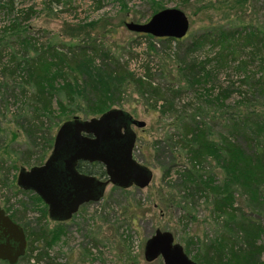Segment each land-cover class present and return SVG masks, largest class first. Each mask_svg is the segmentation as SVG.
I'll use <instances>...</instances> for the list:
<instances>
[{
    "label": "rangeland",
    "instance_id": "rangeland-1",
    "mask_svg": "<svg viewBox=\"0 0 264 264\" xmlns=\"http://www.w3.org/2000/svg\"><path fill=\"white\" fill-rule=\"evenodd\" d=\"M0 4L3 6L0 9V49H3V55L6 53L4 50L21 55L18 47L21 34L36 39L39 45L57 42L60 46L61 43L75 44L83 38V35L70 38L64 31L65 26L82 25L86 29H93L90 32L92 42L99 43L101 51L111 56L103 61L111 67L117 64L116 75H103L112 92L102 93L99 108H120L145 122L142 127L132 126L136 133L133 156L148 166L153 174L150 183L143 188H119L109 184L100 199L81 205L70 219H50L46 204L32 191L17 186L18 169L44 162L52 149L49 147V137L55 136L64 118H90L99 113L84 116V110H90V104L82 95L78 97L80 108L67 102L72 110L63 115L58 108L59 97L56 95L50 104L52 113L42 111L35 116L32 109L27 107L28 93L22 96L15 84L18 78L14 82V79L1 73L0 206L23 227L27 240L26 252L15 264H48L47 256L37 261L36 256L41 252H47L49 258L62 264H162L161 257L151 261L144 257L145 241L156 229L169 231L174 242L181 245L194 261L196 256L203 259L207 253L206 242L215 233L221 232L223 215L215 211L210 194L200 196L194 204L182 197L176 173L178 165L189 167L187 155L178 145L176 148L169 147L171 143L167 139L172 137V141H176V124L179 120L175 117L176 114L183 115L180 109L188 111L193 106L191 93L186 87L187 90L173 100L165 97L164 89L157 95L150 96L148 93L143 96L134 80L151 81L155 87L162 88H165L162 85L167 81L173 82L174 89L176 85H185L183 79L177 82L180 77L177 67L179 60L184 58L181 56L185 43L216 26L223 29L240 25L260 27L264 37V0H0ZM164 7L178 8L186 15L187 32L177 41L140 36L126 28L125 22H145L155 13L154 10ZM12 24H19L25 31L20 33L17 30L15 34L9 29ZM89 40L85 38L84 42ZM7 41L10 45L4 46ZM241 43L235 44V51L247 52L249 49ZM32 54L34 50H30ZM88 54L81 55L79 61L87 59L91 61V65L87 63L88 66L100 67L102 56L98 53L95 57ZM188 56L195 57V54ZM249 57L241 58L245 67L241 72L247 74L252 68L246 59ZM6 60L7 56L3 57V62ZM65 71L68 79L75 76L80 82L81 75L76 71ZM231 77L235 81L238 79L234 73ZM221 78L223 75L218 80ZM58 83H62L60 79ZM119 85L122 90L116 88ZM11 88H15L14 94ZM26 89L31 92L29 86ZM163 96L171 104L165 110L162 109L165 104ZM234 99L233 95L225 102L232 103ZM20 109H23L21 115ZM199 119L202 118L199 116ZM29 123L36 127L28 132L33 137L27 134L23 126L27 127ZM165 145L167 148H164ZM209 160V157L204 160L203 166H214L218 177L220 169L213 160L210 163ZM257 218L264 224V214ZM59 226L62 232L53 238L51 234ZM41 231L48 235V241H52L50 246H46L45 240L40 238ZM0 264L7 263L0 261Z\"/></svg>",
    "mask_w": 264,
    "mask_h": 264
},
{
    "label": "trees",
    "instance_id": "trees-1",
    "mask_svg": "<svg viewBox=\"0 0 264 264\" xmlns=\"http://www.w3.org/2000/svg\"><path fill=\"white\" fill-rule=\"evenodd\" d=\"M2 7L0 4V9ZM9 29L15 34L17 30L20 33L25 31L19 24L9 25ZM92 30L82 25L65 26L64 31L70 38H78L81 35L83 38L77 41L78 43H61L60 46L57 42L39 45L35 42L36 39L21 34L18 42L20 56L5 50L3 55V49H0V74H6L14 79V82L15 78H18L19 81L15 84L22 96L28 93L27 107L32 109L35 116L42 111L52 113L50 104L56 95L59 97L58 108L63 115L72 110L68 108L67 102L80 108L78 97L82 95L90 104V110H84L85 117L107 110L99 108L100 96L102 93H110L111 90L103 80V75H116L117 64L111 67L103 61L109 60L111 56L101 51L99 43L92 42ZM139 35L152 36L145 33ZM85 38L91 41L86 43ZM160 39L177 41L173 38ZM237 42H243L241 44L249 50L235 51ZM229 43H232L231 47ZM8 45V41L5 42L4 46ZM30 50H34V54L30 55ZM88 53L93 57L97 53L102 56L101 68L88 66L87 63L91 65V61L87 59L79 61L81 55L89 56ZM189 54H195V57H189ZM248 55L250 57L246 59L252 68L247 74L241 72L245 69L241 58ZM5 56L7 60L3 62ZM181 57L184 58L179 60L177 71L180 77L177 82L183 79L186 81L185 85H176L174 89L171 81L162 85L165 88L155 87L151 81L142 79H135L134 82L143 96L148 93L150 96L157 95L164 89L165 97L173 100L186 91V87L191 93L193 106L189 107L188 111L180 109L183 115L176 114L175 117L179 120L176 124V141H172V137L167 138L171 143L169 147L176 148L178 145L185 151L189 163V167L178 165L177 179L184 199L194 204L200 196L207 197V194H210L215 211L223 215L221 232L215 233L206 242L205 257L199 259L194 255V262L264 264V224L257 218L264 214V37L261 29L252 28L250 25L228 29L216 26L207 29L185 43ZM66 69L81 75L80 82H77L75 76L68 79ZM233 73L238 76L236 81L231 77ZM240 74L242 75L239 78ZM126 75L130 76L128 73ZM220 75H223V78L218 80ZM59 79L62 83H58ZM218 81L224 84H218ZM239 83L245 88H241L243 86ZM28 86L31 92L26 89ZM116 88L120 90L121 85ZM11 89L14 94L15 88ZM233 95L234 101L226 103L225 100ZM164 102L163 110L171 107L166 98ZM22 110L19 115L23 114ZM199 116L202 119H199ZM67 119L69 118L66 117L63 121ZM23 126L27 134L33 137L28 132L34 131V124ZM53 140L54 137L50 136L51 148ZM165 147L167 148V145ZM208 157L220 169L218 177V172L213 170L214 166H203L202 162ZM93 171L104 173L103 168L97 164ZM60 232L61 226L57 227L51 236L57 238ZM39 236L45 240L46 246L51 245L52 241H48L45 232L41 231ZM185 248L188 249L187 246ZM45 256L49 259H46L48 264H62L56 263L52 257L49 258L47 252H41L36 259L42 260ZM2 262L10 264L7 261Z\"/></svg>",
    "mask_w": 264,
    "mask_h": 264
},
{
    "label": "water",
    "instance_id": "water-1",
    "mask_svg": "<svg viewBox=\"0 0 264 264\" xmlns=\"http://www.w3.org/2000/svg\"><path fill=\"white\" fill-rule=\"evenodd\" d=\"M127 29L158 38H182L188 29L183 11L164 7L145 22H125ZM145 122L120 108H109L98 116H73L58 127L52 150L40 165L20 166L16 178L19 188L35 192L47 205L48 216L66 221L85 203L100 199L108 183L119 188H143L152 179L151 169L133 156L136 133L131 125ZM78 160L100 161L108 179L76 170ZM23 227L13 221L0 206V259L15 264L26 252ZM144 257L151 261L161 257L162 264H196L174 242L173 235L156 229L144 245Z\"/></svg>",
    "mask_w": 264,
    "mask_h": 264
},
{
    "label": "flooded vegetation",
    "instance_id": "flooded-vegetation-1",
    "mask_svg": "<svg viewBox=\"0 0 264 264\" xmlns=\"http://www.w3.org/2000/svg\"><path fill=\"white\" fill-rule=\"evenodd\" d=\"M98 116V115H97ZM60 126V125H59ZM133 126V124L131 125V127ZM52 150V149H51ZM51 152V151H50ZM48 157V156H47ZM43 163V162H42ZM41 163V164H42ZM96 164L100 165L103 168L104 173L100 174V173H95V171H93L94 168H96ZM40 165V164H39ZM92 169V170H91ZM19 170V169H18ZM76 170L80 173L83 174H87V175H95L100 179L106 180L108 179V175L106 173V169H105V165L103 163H101L100 161H88V160H78L77 164H76ZM18 175V172H17ZM16 175V178H17ZM111 183H108V185ZM113 185V184H111ZM116 186V185H113ZM117 187V186H116ZM22 189V188H21ZM24 190V189H23ZM30 191V190H28ZM33 192V191H32ZM35 193V192H33ZM36 194V193H35ZM37 195V194H36ZM38 196V195H37ZM39 197V196H38ZM40 198V197H39ZM41 199V198H40ZM47 206V205H46ZM3 208V207H2ZM80 208V207H79ZM4 209V208H3ZM48 209V208H47ZM5 210V209H4ZM5 213L7 214L6 210ZM10 218L11 216L9 214H7ZM12 219V218H11ZM13 220V219H12ZM14 221V220H13ZM17 223V222H16ZM26 235V234H25ZM0 261H6V260H1Z\"/></svg>",
    "mask_w": 264,
    "mask_h": 264
}]
</instances>
